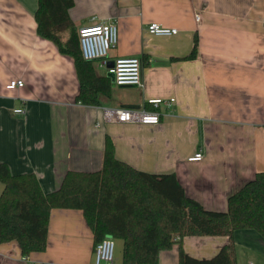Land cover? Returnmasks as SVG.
<instances>
[{
    "label": "crops",
    "instance_id": "1",
    "mask_svg": "<svg viewBox=\"0 0 264 264\" xmlns=\"http://www.w3.org/2000/svg\"><path fill=\"white\" fill-rule=\"evenodd\" d=\"M38 1L0 0V162L13 174L33 172L44 192L55 191L70 170L101 169L110 135L117 158L139 170L173 172L189 196L225 211L228 196L264 170V0H71L76 30L106 20L117 25L108 64L97 61L102 73L109 75L117 57L142 62V86L113 82L103 106L139 105L160 114L156 124L101 125L103 106L76 101L73 57L38 34ZM152 22L179 31L154 35L146 30ZM195 40L197 55L186 58ZM17 78L24 86L8 89ZM154 98L165 101L155 108ZM198 151L204 157L189 160ZM3 188L0 181V195ZM233 239L238 264H264L257 230L238 229ZM115 241L114 264H122L123 240ZM228 241L185 236L182 246L209 258ZM93 245L81 210L54 208L46 249L25 256L16 241L0 243V264H94ZM159 264H179V243L160 252Z\"/></svg>",
    "mask_w": 264,
    "mask_h": 264
},
{
    "label": "trees",
    "instance_id": "2",
    "mask_svg": "<svg viewBox=\"0 0 264 264\" xmlns=\"http://www.w3.org/2000/svg\"><path fill=\"white\" fill-rule=\"evenodd\" d=\"M70 5L71 0H39L35 14L38 34L73 57L80 84L76 101L103 106L112 97L114 83L99 70L96 60L83 57L68 14ZM65 32L69 35L64 38ZM196 55L197 40L186 58ZM0 181L4 184L0 243L16 241L25 256L46 249L54 208L83 212L93 233V251L107 236L122 239V264H159L160 252L176 243L179 264H238L234 232L255 229L264 237V170L228 196L227 210H212L189 196L175 173L139 170L117 158L110 135L106 136L101 169L70 170L55 191L44 192L33 172L13 174L6 162H0ZM205 235H227L229 241L209 258L184 250L185 236Z\"/></svg>",
    "mask_w": 264,
    "mask_h": 264
},
{
    "label": "built area",
    "instance_id": "3",
    "mask_svg": "<svg viewBox=\"0 0 264 264\" xmlns=\"http://www.w3.org/2000/svg\"><path fill=\"white\" fill-rule=\"evenodd\" d=\"M196 19L200 16L197 14ZM146 30L154 35H174L178 33L177 27H166L156 22L149 23ZM79 43L82 55L85 59L96 60L101 65L108 64L110 50L116 46L118 39V29L115 21L106 20L85 24L77 29ZM142 62L138 57H117L111 61L108 66V73L112 75L115 85H132L142 86L141 74ZM24 86V81L21 78L13 79L6 85L8 89H15ZM171 98L169 101L173 102ZM165 100L162 98L150 99L155 108L160 107V104ZM16 112L24 111L22 108L15 109ZM160 121V114L156 111H150L146 108L138 107H102V116L96 121L97 125L102 123L113 122H140L156 124ZM204 153L198 151L189 157V160H201ZM95 261L94 264H113L115 256V239L112 236H107L98 242L95 246Z\"/></svg>",
    "mask_w": 264,
    "mask_h": 264
},
{
    "label": "water",
    "instance_id": "4",
    "mask_svg": "<svg viewBox=\"0 0 264 264\" xmlns=\"http://www.w3.org/2000/svg\"><path fill=\"white\" fill-rule=\"evenodd\" d=\"M110 65H111V63H110ZM109 75L112 77V75H111V74H109ZM112 80H113V78H112ZM123 106H125V107H131V108H134V107H137V106H139V105H137V106L123 105Z\"/></svg>",
    "mask_w": 264,
    "mask_h": 264
},
{
    "label": "rangeland",
    "instance_id": "5",
    "mask_svg": "<svg viewBox=\"0 0 264 264\" xmlns=\"http://www.w3.org/2000/svg\"><path fill=\"white\" fill-rule=\"evenodd\" d=\"M115 249H116V241H115ZM114 260H115V256H114ZM114 264V263H113Z\"/></svg>",
    "mask_w": 264,
    "mask_h": 264
}]
</instances>
